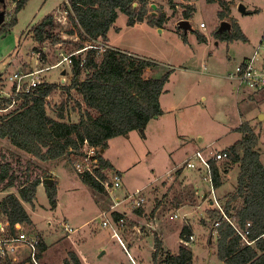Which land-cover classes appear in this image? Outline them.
I'll return each instance as SVG.
<instances>
[{
  "label": "rangeland",
  "instance_id": "374dc122",
  "mask_svg": "<svg viewBox=\"0 0 264 264\" xmlns=\"http://www.w3.org/2000/svg\"><path fill=\"white\" fill-rule=\"evenodd\" d=\"M237 2L246 6V13L239 10ZM176 3L178 6L175 9L167 0L157 1L155 8L150 6L153 15L161 12L166 14L167 20L162 27L150 25L146 21L129 25L128 15L119 12L114 26L108 32L113 47L158 62L157 67L146 70V76H160L173 69L165 87L166 92L160 99L164 112L151 120L145 130L147 137L139 130H133L128 135L114 137L108 142L106 158L125 174L121 187L110 188L106 192L84 183L76 164L89 167L86 157L73 156L74 163L68 158L42 161L17 148L9 140L0 138V159L12 163L20 176L18 181L28 174L32 178H53V183L57 184L56 208H52L49 202L44 183L37 189L34 205L25 202L33 219L31 224H25V230L39 234L48 246L42 261L64 264L73 251L81 258V264H130L128 253L114 235L111 225H103L99 220L100 217L101 220L106 219L103 211H107V217L113 220L112 212L118 209L125 217V225L120 226L118 231L126 245H138L140 238L152 235L146 240L145 246H139L144 258L141 264L151 263L153 236L157 234L164 240L165 229L171 228L166 230V245L177 252L179 244L184 243L180 239V229L184 224L192 227L194 240L187 245L193 250L194 264H226L217 255V226L207 212L209 208L217 209L212 199V185L203 181L196 169L184 167V159L188 156L187 152H193L196 148L211 155L215 150H224L234 144L243 135L233 130L240 122L239 112L242 110L261 135L259 146L264 163V89L253 91L247 88L250 93L246 99L240 100L234 96H237L235 92L229 101L226 99L228 88L224 87V84L231 82L228 73L239 62L240 51L248 53L264 41V0H234L232 15L224 19L231 24L238 23L250 38L249 43L243 39L227 41L217 38L215 32L223 21L218 14L222 9L218 1L176 0ZM191 4L197 10L189 19L193 30L187 33L185 41L177 31V23L185 18L184 13ZM5 7V20L8 21L14 3L6 0ZM66 8V0H29L17 14V23L8 33L0 35L1 97L11 94L13 84L9 77L15 72L50 67L64 57L62 53L66 56L80 52L69 43L52 44L51 39H47L42 46L46 54L45 61L35 50L39 43L35 39L34 28L48 15L54 19L51 34L59 33L67 41H79L77 33H69L73 25ZM0 9H4L1 2ZM202 23L206 25L205 28L201 26ZM203 32L208 37L206 42L198 38V33ZM217 39L220 40L219 44H216ZM208 67L219 74L217 79H220V88L215 89L211 82L206 81ZM40 75L42 80L68 85L72 73L71 67L65 62L44 70ZM64 75L67 76L66 82L63 81ZM32 77L35 76L26 80L31 81ZM48 101V113L51 116L57 117L63 110L64 119L71 122L78 121L80 110L85 109L77 93L68 94L62 89L55 90ZM226 116L230 118L229 121ZM218 165L222 186L219 189L216 187L214 196L223 203L237 186L239 169L232 166L229 159ZM184 170L190 174L182 178ZM105 173L108 181H111L116 171L106 170ZM164 177H167L166 180H163ZM190 178L194 186L201 187L200 193L189 187L187 180ZM154 179L157 180L153 182ZM128 188L131 192H128ZM138 188H143L141 192L145 202L142 207L136 208L131 193ZM9 193H18V187L0 190V198ZM118 199H122V202L116 206ZM66 224L71 230L65 228ZM130 251L133 256L137 253L132 248ZM26 257L23 250L17 252L16 259L12 260L25 261Z\"/></svg>",
  "mask_w": 264,
  "mask_h": 264
},
{
  "label": "trees",
  "instance_id": "16d2710c",
  "mask_svg": "<svg viewBox=\"0 0 264 264\" xmlns=\"http://www.w3.org/2000/svg\"><path fill=\"white\" fill-rule=\"evenodd\" d=\"M10 1L14 3L13 13L8 21L4 19L0 25V35L8 33L17 23V14L29 0ZM157 1L159 0H66L67 15L73 25L69 33H77L80 37L76 42L63 39L59 33L51 34L54 19L52 15H48L34 28V36L39 43L35 50L43 56L41 60L44 61L46 54L42 51V46L47 39H51L52 44L65 42L80 50L71 57L70 83L60 85L44 80L31 92L20 94L19 103L13 109L0 112V138L9 140L17 148L42 161L68 158L74 163L73 156L87 157L93 148L98 162L94 164L93 171L79 172V176L87 185L107 192L103 183L108 181L105 171L121 172L101 153V149L108 148L110 139L128 135L133 130H139L146 137L148 123L164 112L160 99L173 73V69H169L160 76H146V70L157 67L158 62L111 46L108 43V32L114 26L119 12L128 15L129 25L146 21L150 25L162 27L167 20L166 14L161 12L155 16L150 8ZM167 1L174 9L178 6L176 0ZM207 1L220 3L222 9L218 14L222 20L231 16L234 0ZM2 5L5 11L6 0ZM196 10L195 5H189L184 17L191 19ZM177 31L187 41V34L179 28ZM215 34L221 40L248 41L236 22L232 23L231 31L219 33L217 30ZM198 38L207 41V36L203 33H198ZM87 41L91 43L86 44ZM99 42L107 46L103 49L90 46H99ZM57 89L68 94L75 92L80 96L85 109L80 110L78 121L65 120L63 110L57 117L48 113V98ZM11 101V97H1L0 108L8 107ZM237 130L243 136L224 149L229 154L227 160L239 165L237 186L222 204L237 227L246 232L247 241L231 222L222 218L218 209L209 208L207 212L213 223L222 220L217 227V255L222 261L226 264H264V164L259 146L261 135L248 121H243ZM212 170L214 185L218 188L222 179L215 160H212ZM19 177L10 161L0 159V190L18 187V193H9L0 198V221L9 220L12 225L32 223L24 202L34 205L41 183L45 184L52 208L58 205L56 183L49 185L46 178H32L28 174L22 181H18ZM114 213V220L123 215L120 212ZM192 234V227L184 224L181 239L189 241ZM46 248L47 244L42 239L41 256ZM0 264H27V261L15 262L0 256ZM64 264H80V259L72 251ZM152 264H194V253L186 243H182L176 253L165 251L162 239L155 234Z\"/></svg>",
  "mask_w": 264,
  "mask_h": 264
},
{
  "label": "built area",
  "instance_id": "2783aa9c",
  "mask_svg": "<svg viewBox=\"0 0 264 264\" xmlns=\"http://www.w3.org/2000/svg\"><path fill=\"white\" fill-rule=\"evenodd\" d=\"M202 27L205 26L204 23L201 24ZM99 46L90 45L94 47H100L103 49L106 47V44H102L99 42ZM264 41L262 40L259 45L255 48L253 53L242 59L237 63L234 67V70L228 73V78L231 81L236 83L237 87H244L251 89L253 91H259L264 89ZM75 54V52L69 53V55L64 56L60 61H58L55 65L46 67L47 69L55 66H60L67 62L69 66L72 63L71 57ZM46 68H39L34 71L27 72H15L13 75L9 77L12 81L13 87L12 92L8 97L12 98L11 103L6 108H0V112H7L13 109L18 103V96L22 93H29L35 87H37L42 81V77L40 75L41 72L47 70ZM30 76L32 77L31 81H27L26 78ZM67 76L64 75L63 81L66 82ZM1 98V96H0ZM95 150L93 148L90 149L89 155L86 157V160L89 161V167H83L81 164H76L77 169L80 172L84 171H93L94 164L98 162V159L95 158ZM229 154L225 150H215L211 155H208L201 148H196L186 159L184 163V167L189 169H196L201 173L202 180L212 185V193L215 195L216 187L214 185V177L212 170V160L219 162H223L227 160ZM93 163V165H91ZM124 179V175L122 173L116 172L111 181H104V185L106 189L110 188H118L122 186V180ZM157 179H154L156 181ZM143 188H138L131 193L133 205L136 208L142 207L145 202V197L141 192ZM212 195V199L215 201L217 209L222 213V218L227 220L233 224V226L237 229V231L242 235L243 239H246V232L241 231L237 225L232 221L231 217L225 212L223 204L217 200V197ZM214 201H212L214 203ZM122 202V199H118L116 201V206ZM114 205V207H115ZM103 216H106V219L99 220L103 223V225H111L114 230V235L117 237L118 241L122 244L124 249L127 251L128 256L131 260V264H137L135 258L131 255L128 248L126 247L121 235L119 234L118 228L120 226L125 225V217L124 214L118 220H110L107 217L108 212L103 211ZM222 221V220H221ZM221 221H216L215 226H219ZM250 225V224H248ZM15 230L13 231V229ZM65 228L67 230H71V227L66 224ZM194 240V235L190 236L189 241H184V243L188 244L190 241ZM42 239L41 236L37 233H30L25 230L24 223H17L12 225L9 220L0 221V256L8 257L10 259H16L17 252L25 250L27 264H43L42 256L40 255Z\"/></svg>",
  "mask_w": 264,
  "mask_h": 264
},
{
  "label": "crops",
  "instance_id": "0c3cea01",
  "mask_svg": "<svg viewBox=\"0 0 264 264\" xmlns=\"http://www.w3.org/2000/svg\"><path fill=\"white\" fill-rule=\"evenodd\" d=\"M238 4H239V2H237ZM237 4V5H238ZM233 5V4H232ZM231 5V6H232ZM233 7V6H232ZM230 15H232V12H231V14ZM191 20V19H190ZM206 27V25L204 26V28ZM242 29V28H241ZM243 31V30H242ZM244 32V31H243ZM245 33V32H244ZM203 34H205L204 32H203ZM206 35V34H205ZM247 37H248V35H247ZM207 41H208V37H207ZM219 41L220 40H218L217 39V41H216V44H219ZM250 42V38L248 37V43ZM108 43L111 45V43H110V41H109V39H108ZM258 44V43H257ZM259 45V44H258ZM257 45V46H258ZM112 46V45H111ZM256 45L254 46V48H253V50L252 51H249L248 53L246 52V53H244L243 52V50H241L240 52H241V56H240V58H239V60L238 61H241L242 59H244V58H246V57H248V56H250L252 53H253V51L255 50V48L257 47ZM122 50H124V49H122ZM127 51H129V50H127ZM131 52V51H130ZM209 68H211V67H208V69ZM207 73H209V74H206L207 75V79H206V81L207 82H211V84H213L214 86H215V89H217V88H220L219 86H220V84L218 83L219 81H220V79H217L218 78V75L219 74H217V72H216V70H213V69H209L208 70V72ZM222 75V74H221ZM204 80H205V78H204ZM231 84V85H230ZM230 84H224V87L225 88H228V90H226L227 91V96H226V99L227 100H229V101H231L232 100V95H234L235 94V92L237 93V96L236 95H234L236 98H238L239 100L240 99H246V95L248 94V93H250V92H248L247 91V89L246 88H244V87H237L236 86V83L234 82V81H231L230 82ZM212 85V90L214 91V86ZM166 89V88H165ZM166 92V91H165ZM239 102V101H238ZM163 108V107H162ZM239 116H240V122L238 123V125L236 126V127H234L233 128V130H236V131H238L237 130V128L241 125V123L243 122V121H248V122H250V120L247 118V116L242 112V110H240V112H239ZM160 117V116H159ZM158 118V117H157ZM229 119L230 118H228V116H226V120L227 121H229ZM151 123V121L148 123V126H149V124ZM238 132H240V131H238ZM240 133H242V132H240ZM243 134V133H242ZM243 135H241V137H242ZM146 137H147V135H146ZM240 137V138H241ZM239 138V139H240ZM199 139H201V138H199ZM106 151H107V149L105 150V152H104V156L106 155L105 153H106ZM192 152H187V154H188V156L191 154ZM188 156H186V158L188 157ZM106 157V156H105ZM186 158L184 159V160H186ZM110 160V159H109ZM261 160H262V156H261ZM263 162V161H262ZM112 163V162H111ZM113 164V163H112ZM264 164V163H263ZM114 165V164H113ZM233 165H235V166H237L238 167V169H239V165L238 164H232V166ZM114 167H115V165H114ZM180 167V166H179ZM179 167H177V168H179ZM116 168V167H115ZM175 169H176V167H175ZM173 170H174V168H173ZM172 170V171H173ZM118 171H120L124 176H125V174L121 171V170H118ZM190 174V172H185V170L183 171V173H182V178L184 177V176H187V175H189ZM192 174V173H191ZM168 176H171V175H168ZM167 176V177H168ZM167 177H164L163 178V180H166L165 178H167ZM191 178H193V177H191ZM191 178L190 179H188L187 180V184L189 185V187H191L194 191L196 190V193H200V189H201V187H196V186H194V184L191 182L192 180H191ZM160 180H162V179H160ZM43 185V183H41L39 186H38V189H39V187L40 186H42ZM222 186V185H221ZM221 186H219L218 187V189L221 187ZM38 192V191H37ZM128 192H131V190L128 188ZM204 194H206V192L204 193ZM24 205H25V202H24ZM26 207V206H25ZM114 212H120V210H114L113 212H112V218H114ZM121 213V212H120ZM33 220V219H32ZM183 227V226H182ZM163 229H165V228H163ZM166 230L168 231V230H171V228H169V229H165L164 230V240L162 239V241H163V247H164V250L165 251H171V252H173V253H176V252H174L173 250H171L170 248H168V246L166 245V242H165V234L167 233L166 232ZM181 230H182V228L180 229V233H181ZM121 235V234H120ZM155 235V234H154ZM152 235L150 234V236H147V237H145L144 239H142V238H140L139 239V242L137 243L138 245H133V246H130L129 244V246L128 245H126L127 243H126V241H125V239L124 238H122L123 239V241H125L124 243H126L125 245H126V247L128 248V250H129V252L131 253V251H130V248H132V249H135L136 250V255L135 256H133L132 255V253H131V255L135 258V260L137 261V264H141L142 262L141 261H143V259L144 258H142V256H141V248L139 247L140 246V244H142V245H146V240L149 238V237H151ZM122 237V236H121ZM154 237V236H153ZM180 239H181V236H180ZM182 240V239H181ZM183 243V242H182ZM182 243H180L179 244V247H180V245L182 244ZM122 245V244H121ZM48 247V246H47ZM123 247V246H122ZM179 247H178V250H179ZM124 248V247H123ZM125 250V249H124ZM153 250H154V241H153V245H152V249H151V263L150 264H152V252H153ZM178 250H177V252H178ZM44 253V252H43ZM43 253H42V256H43ZM78 257H79V255H77ZM138 256H141L140 258L138 257ZM42 258H44V256L42 257ZM79 259H80V264H81V262H82V260H81V258L79 257ZM131 262V261H130ZM48 263H50L49 261H43V264H48ZM131 264V263H130Z\"/></svg>",
  "mask_w": 264,
  "mask_h": 264
},
{
  "label": "water",
  "instance_id": "95a60500",
  "mask_svg": "<svg viewBox=\"0 0 264 264\" xmlns=\"http://www.w3.org/2000/svg\"><path fill=\"white\" fill-rule=\"evenodd\" d=\"M4 0H0V2L2 3ZM152 6L155 8L156 4H152ZM239 10L242 13H246V6L243 3L239 4ZM156 13V12H155ZM5 19V11L0 9V24H2L3 20ZM178 28L182 29L184 33H188L190 30H193V26L191 24V21L189 19L183 18L181 20L178 21L177 23ZM232 30V24L230 21L228 20H223L220 27L218 28V32L219 33H223L224 31H231ZM105 149L102 148L101 149V153L104 154ZM46 182L49 185H52L54 182L53 178H46Z\"/></svg>",
  "mask_w": 264,
  "mask_h": 264
},
{
  "label": "flooded vegetation",
  "instance_id": "af4514ba",
  "mask_svg": "<svg viewBox=\"0 0 264 264\" xmlns=\"http://www.w3.org/2000/svg\"><path fill=\"white\" fill-rule=\"evenodd\" d=\"M1 25V24H0Z\"/></svg>",
  "mask_w": 264,
  "mask_h": 264
}]
</instances>
